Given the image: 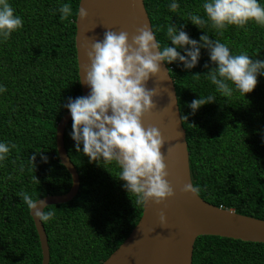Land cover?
<instances>
[{
  "label": "trees",
  "instance_id": "obj_1",
  "mask_svg": "<svg viewBox=\"0 0 264 264\" xmlns=\"http://www.w3.org/2000/svg\"><path fill=\"white\" fill-rule=\"evenodd\" d=\"M172 2L143 0L161 48L174 47L166 36L173 24L198 42L207 34L226 43L231 54L246 51L253 60L264 61V26L250 21L243 28L229 25L222 34L210 23L199 29L188 16L207 19L202 7L207 0H175L180 5L177 13L168 8ZM258 2L264 6V0ZM8 3L22 18L23 27L7 41L0 38V86L7 89L0 92V143L17 146L0 161V264H40L37 235L17 194L27 192L38 200L70 188V177L55 150V127L69 111L65 107L69 98L81 96L73 41L78 0ZM65 3L71 4L74 15L61 21L59 8ZM200 52L192 69L179 61L163 62L185 133L191 184L205 203L264 221V75H257L256 87L245 95L229 82L233 92L224 97L205 75L216 64L207 49ZM210 95L215 102L193 114L188 105ZM72 123L71 119L64 128L63 145L79 187L70 201L46 207L45 211H55L53 219L40 221L48 264H101L135 226L142 204L123 187L115 162L90 161L82 144L76 151ZM36 152L40 154L32 162ZM191 264H264V244L200 236L193 243Z\"/></svg>",
  "mask_w": 264,
  "mask_h": 264
},
{
  "label": "clouds",
  "instance_id": "obj_2",
  "mask_svg": "<svg viewBox=\"0 0 264 264\" xmlns=\"http://www.w3.org/2000/svg\"><path fill=\"white\" fill-rule=\"evenodd\" d=\"M179 7L175 0L168 5L173 13H177ZM202 7L207 19L192 13L188 16V20L199 29L210 23L211 28L222 34L229 25L243 28L252 21L264 26V6L258 0H207ZM59 12L61 21L74 15L68 3L62 4ZM75 15L86 18L88 12L79 6ZM22 27V18L14 14L8 0H0V38L7 41ZM166 36L174 47L166 44L161 48L154 30L148 26L136 29L131 40L126 31H106L103 41L93 42L86 53L90 64L85 66L86 75L80 78V82L91 89L90 94L74 100L69 98L65 105L73 121L70 135L76 142V151H81L82 144L83 154L90 161L115 162L120 169L118 179L125 182L123 187L129 194H134L140 204L152 200L159 205L175 195L166 179L167 165L161 152L165 140L157 127L145 129L142 123V118L156 107L153 97L157 95L155 88L149 90L145 84L150 76L161 72V62L179 61L186 69H192L200 59L201 48L207 49L216 67L205 75L224 97L232 95L233 87L229 82L245 95L256 87L257 75H264V61L253 60L246 51L231 54L226 43L210 39L207 34L201 35L198 42L178 26L170 24ZM200 75L193 76L198 78ZM6 90L0 86V92ZM212 102H215L214 96H200L188 106L194 114L201 106ZM16 147L15 144L0 143V161ZM37 154L40 152L31 157L32 162ZM41 159L46 161L47 158L41 156ZM198 191V187L191 183L182 188L184 193L196 195ZM17 196L42 223L54 218L55 211H45L48 206L45 201L34 199L27 192H20ZM160 221L164 226L166 217L163 212Z\"/></svg>",
  "mask_w": 264,
  "mask_h": 264
},
{
  "label": "water",
  "instance_id": "obj_3",
  "mask_svg": "<svg viewBox=\"0 0 264 264\" xmlns=\"http://www.w3.org/2000/svg\"><path fill=\"white\" fill-rule=\"evenodd\" d=\"M79 6L86 9L88 15L86 18L76 15L73 41L80 94L88 96L91 89L80 82V78L86 75L85 66L90 64L86 53L91 44L103 41L108 30L117 33L126 31L131 40L136 29L143 26L151 28L143 0H78L77 10ZM160 67L161 72L157 76H150L145 84L149 90L155 88L157 95L153 97L156 107L142 118V123L145 129L157 127L165 140L161 152L167 165L166 179L175 195L159 205L152 200L142 204L141 215L135 226L101 264H191L193 243L200 236L264 244V221L214 207L201 200L197 194L182 192L184 185L191 183L185 133L173 83L163 62ZM71 119V113L67 111L55 127V150L59 164L70 177V188L65 194L39 199L48 206L70 201L79 187L78 175L63 145L64 128ZM162 212L166 217L164 226H161L160 221ZM28 214L38 239L40 264H48L44 229L29 209Z\"/></svg>",
  "mask_w": 264,
  "mask_h": 264
},
{
  "label": "built area",
  "instance_id": "obj_4",
  "mask_svg": "<svg viewBox=\"0 0 264 264\" xmlns=\"http://www.w3.org/2000/svg\"><path fill=\"white\" fill-rule=\"evenodd\" d=\"M169 70H170V68H169Z\"/></svg>",
  "mask_w": 264,
  "mask_h": 264
}]
</instances>
